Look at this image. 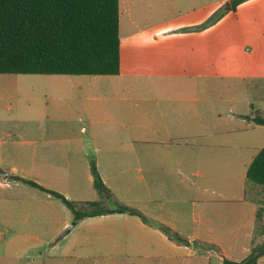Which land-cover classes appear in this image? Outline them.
<instances>
[{
    "label": "crops",
    "instance_id": "crops-1",
    "mask_svg": "<svg viewBox=\"0 0 264 264\" xmlns=\"http://www.w3.org/2000/svg\"><path fill=\"white\" fill-rule=\"evenodd\" d=\"M186 1L119 0V74L50 79L48 111L21 120L36 124L32 142L8 154L0 147V166L8 178L81 199L96 192L94 160L112 209L138 210L190 244L120 213L66 232L73 218L59 200L13 179L31 189L6 192L0 177V264H223L243 262L264 241V188L246 181L264 147V126L254 123L264 117V0L181 9ZM220 9L206 30L240 46L255 38V57L233 62L214 39L180 31L197 25L195 14L203 21ZM157 21L180 25L156 34Z\"/></svg>",
    "mask_w": 264,
    "mask_h": 264
},
{
    "label": "trees",
    "instance_id": "trees-1",
    "mask_svg": "<svg viewBox=\"0 0 264 264\" xmlns=\"http://www.w3.org/2000/svg\"><path fill=\"white\" fill-rule=\"evenodd\" d=\"M242 1L233 0L232 8ZM221 15L217 13L204 24L185 32L206 29ZM119 72V0H0V74L115 76ZM254 123L264 126V117L256 116ZM90 173L96 192L107 194L94 160L90 161ZM9 178L59 200L76 223L89 217L128 214L157 228L177 244H190L167 226L130 207L109 210L101 206V201L75 203L31 180L17 176ZM246 181L264 188V147L249 165ZM257 244L247 256L246 264H257L258 258L264 255V241ZM257 252L261 254L251 257ZM223 264L242 262L223 259Z\"/></svg>",
    "mask_w": 264,
    "mask_h": 264
},
{
    "label": "rangeland",
    "instance_id": "rangeland-1",
    "mask_svg": "<svg viewBox=\"0 0 264 264\" xmlns=\"http://www.w3.org/2000/svg\"><path fill=\"white\" fill-rule=\"evenodd\" d=\"M210 2V0H187L186 5L182 6L181 9H193V10H199L204 7L203 4H207ZM142 4L144 8H147V2L146 4L142 1ZM212 8V7H210ZM210 8L204 9L205 11H209ZM229 8L227 6V3L224 4V9ZM202 11V10H200ZM217 13H223V9H220L213 13L210 16H206V19L203 21H200V16L194 15L193 17L195 19V23L200 26L204 24L207 20L210 19V17L214 16ZM231 13L229 16L224 19L221 24L217 28L224 27L227 22H231ZM204 17V16H203ZM221 19V17H220ZM219 19V20H220ZM189 20V19H188ZM188 20H184L183 22L186 23ZM197 20V21H196ZM155 24V30L154 33L158 34L161 31H166L168 29H171L172 27H176L180 25L179 22H169V23H162L160 21L157 22H151ZM233 23V22H232ZM191 26V27H195ZM190 27H183L180 29V31L184 32L186 35L190 34H197L198 39H200V43L204 41H208L209 39H214V44L219 47L227 48V51L225 53V56L229 59H232L233 62L241 63L243 60H246L248 57H255L257 52V44L255 43V38L252 37L251 40H248L247 42L244 41L242 45H236L234 43L233 36H230L229 34H221L220 30H213L211 29L210 32L206 29L202 30H196V31H188L185 32L186 29ZM219 31V32H218ZM249 36V35H248ZM120 38L123 41V37L121 35L120 31ZM264 46V45H263ZM261 48V47H259ZM54 76L49 75H15V74H0V147L1 150H4L6 154L11 153L13 151L14 145L16 147L19 142L27 141L32 142L34 138L33 134V128L36 127V124H32L29 122H22L21 120H31L33 117H35L36 114L39 112L44 113L48 111L47 105H45V102H47L53 93L50 91L49 81ZM237 112H242V109L239 107L237 111H235V114ZM17 142V143H16ZM0 170L4 171L5 167L0 166ZM5 172V171H4ZM0 180H2L0 178ZM6 186L3 188H6V192H8L10 189H19V190H25V189H31L28 186L21 185L19 188L15 186L13 182H11V178H8ZM9 187H11L9 189ZM120 192H125V186H120ZM0 190H2L0 188ZM121 193V194H122ZM108 194H98L97 192H90L87 194H83L80 198L81 199H69L70 201H73L75 203H82V202H90V201H101V206L104 209H112L116 205V201L114 198L108 199ZM76 200H82V201H76ZM58 205L63 207L65 211L67 209L58 202ZM82 208H88L87 206H83ZM68 215H70L73 218V215H71L69 212H67ZM74 222V220H71L69 226ZM232 227H234L235 223H231ZM68 226V227H69ZM80 226H74L73 227V233H76L79 231ZM94 234L93 231H86ZM61 236V235H59ZM59 240V237H58ZM262 241H257V243ZM259 245V244H257ZM47 247L41 248V252H44ZM263 256V255H262ZM261 258V257H260ZM257 264H264V257L260 259V262Z\"/></svg>",
    "mask_w": 264,
    "mask_h": 264
},
{
    "label": "water",
    "instance_id": "water-1",
    "mask_svg": "<svg viewBox=\"0 0 264 264\" xmlns=\"http://www.w3.org/2000/svg\"><path fill=\"white\" fill-rule=\"evenodd\" d=\"M227 6L229 7V4H227ZM229 9H230V7H229ZM8 176H9V174H8L7 172H4V171H1V170H0V177H1V178H3V179H7ZM75 224H76V223H72V224L68 227V229L66 230V232L70 231V230L75 226ZM260 254H261V252H257V253H255V254H253L251 257L255 258V257L259 256ZM248 259H249V258H246V259L242 262V264H246Z\"/></svg>",
    "mask_w": 264,
    "mask_h": 264
},
{
    "label": "built area",
    "instance_id": "built-area-1",
    "mask_svg": "<svg viewBox=\"0 0 264 264\" xmlns=\"http://www.w3.org/2000/svg\"><path fill=\"white\" fill-rule=\"evenodd\" d=\"M7 183H8L7 180H4V181L2 182V185H3V186H6Z\"/></svg>",
    "mask_w": 264,
    "mask_h": 264
}]
</instances>
